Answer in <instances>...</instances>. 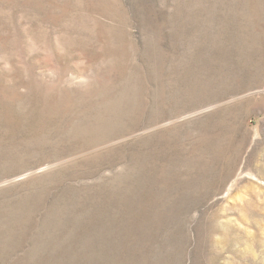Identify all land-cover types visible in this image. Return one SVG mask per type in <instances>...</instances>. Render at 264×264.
Returning a JSON list of instances; mask_svg holds the SVG:
<instances>
[{"label": "rangeland", "instance_id": "1", "mask_svg": "<svg viewBox=\"0 0 264 264\" xmlns=\"http://www.w3.org/2000/svg\"><path fill=\"white\" fill-rule=\"evenodd\" d=\"M0 264H264V0H0Z\"/></svg>", "mask_w": 264, "mask_h": 264}]
</instances>
